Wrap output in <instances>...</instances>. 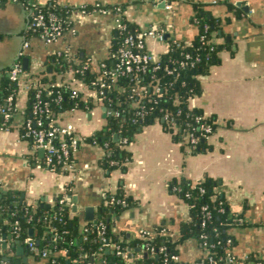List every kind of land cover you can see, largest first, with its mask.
I'll use <instances>...</instances> for the list:
<instances>
[{
	"label": "crops",
	"instance_id": "crops-1",
	"mask_svg": "<svg viewBox=\"0 0 264 264\" xmlns=\"http://www.w3.org/2000/svg\"><path fill=\"white\" fill-rule=\"evenodd\" d=\"M57 1L77 7L70 12V26L57 40L45 42L37 35L29 38L21 62L25 71L17 82L16 108L9 123L0 126V197L15 195L29 204L51 206L59 192L71 184L83 225L92 219L91 214L96 216L106 191L122 188L133 203L121 211L113 226L120 238L135 236L141 228L154 232L157 225L165 224L168 234L177 239L191 220V207L170 182L212 178L216 180L213 195L221 193L231 210L244 218L242 224L228 228L235 264H257L259 260L264 264V0H100L124 4L125 16L141 29L154 28L166 37L185 41L198 32L192 19L194 2L205 4L220 18L224 36L218 41L227 38L231 45L218 52L219 61L202 76V92L190 101L214 115L217 128L208 138L209 148L192 152L160 120L150 121L128 146L131 157L126 168L109 170L102 162L103 146L86 140L107 122L105 105L94 99L92 109L75 108L59 114L62 121H73L77 134L85 139L74 153L75 166L69 172L49 168L43 148L23 136L29 116L25 81L30 70H42L50 55L59 51L76 61L83 56L95 61L107 57L115 23L112 11L81 12V4L96 0ZM28 20L25 4L0 0V87L5 69L19 56ZM146 43L156 57L169 48V39L149 36ZM57 79L86 94L83 81L71 73L58 74ZM10 232V228L3 230ZM11 237L0 235L1 245L4 240L10 243ZM177 247L185 262H194L206 252L195 236L183 239ZM27 249L28 260L21 264H50L48 257H35L28 244ZM13 256L22 257L15 249Z\"/></svg>",
	"mask_w": 264,
	"mask_h": 264
},
{
	"label": "trees",
	"instance_id": "trees-1",
	"mask_svg": "<svg viewBox=\"0 0 264 264\" xmlns=\"http://www.w3.org/2000/svg\"><path fill=\"white\" fill-rule=\"evenodd\" d=\"M20 1L29 10L56 12L62 18L66 29L71 24L70 12L74 7H77L72 4H61L57 0H48L46 3L39 0ZM82 5L86 6L88 10L94 8L93 3H83L80 6ZM103 6L107 8L120 6L123 11L122 20L126 25L124 30L115 28L114 42L105 57L111 63L110 52L122 45L127 33L141 28L125 16L126 7L124 4L104 3ZM194 7L195 13L192 19L196 20L198 32L193 39L185 41L165 36L166 39H169V48L160 55L161 67L151 72L119 76L112 90L108 92L113 97L114 108L119 109L120 114L117 116L115 114L108 115L106 124L96 129L92 135L87 136L86 140L103 146L102 162L109 170L117 167L126 168L131 157L128 146L145 124L160 120L167 129L172 131L176 128L177 131L173 132L176 139L185 145L184 136L188 121L194 123L195 115L203 112L201 108L191 106L190 101L195 95L202 92V76L208 73L211 65L219 61L218 52L230 46L231 41L227 38L218 41V37L224 36L221 20L212 14L205 4L194 2ZM39 33V30L33 27L28 26L24 29V36L27 39L32 35L39 36ZM201 35L205 36L204 39L201 38ZM212 45L215 46L213 50L211 49ZM187 52L199 55L195 66L180 67L179 72L168 73L165 71L166 63L173 65V59L185 58ZM23 56L24 54L19 56L18 60L22 62ZM87 60L88 58L83 56L79 61H76L72 55L56 52L46 60L42 70H30L26 80H33L37 84L31 85L28 89L27 112L29 114L31 112L38 88L43 89V96L50 100L58 114L72 108L92 109L95 105L94 99L97 98L87 95L81 90L75 91L68 82H59L57 79L58 74L64 75L69 72L78 80L92 83L101 71L90 68L83 72L76 71ZM10 67L5 69L2 79L0 104L7 105V99L11 95L15 111L19 85L18 81L10 79ZM156 83L162 87L161 95L153 92ZM142 107L147 111L144 115L139 113ZM166 112L171 115L175 124L169 123L170 121L164 118ZM214 118V115H210L208 121ZM9 121L0 117V126L7 125ZM216 126L217 124H215V130ZM196 130L198 131V129ZM209 147L208 138L202 136L198 144L190 149L192 152H199ZM48 167L64 171L61 166ZM215 183L216 180L212 178L198 181L174 179L170 182L171 188L174 185L181 187L177 193L185 198L191 207V220L183 226L182 234L177 239L168 234L165 224L157 225L155 233L147 238L139 233L135 236L120 238L113 230V226L121 211L133 203L131 195H126L122 188L113 192L106 191L96 216L82 225L78 212L73 210L71 184L66 185L59 192L51 206L41 203L29 204L15 195L0 197V231L3 232L10 228L14 238L25 240L27 244L33 242L34 248H31L30 252L37 258L42 257L43 252L48 253L50 264H164L163 253L158 251L160 246L165 245L169 253H178L177 245L188 236L199 238L203 245L200 235L206 231L210 235L208 241L214 243V246L209 249V254L217 258L221 256L220 261L227 263L228 251L231 249V245L227 244V239L232 237L228 233V228L242 224L244 218L242 214L231 210L221 193L213 195ZM202 187L205 189L204 191ZM186 193H189V196ZM123 199L126 200L125 204L122 203ZM206 203L209 204L212 217L203 226L202 205ZM101 223L106 224L107 244L98 234ZM31 229H33L32 234ZM216 229L218 233H216ZM37 239H39L38 244L36 243ZM153 246L157 248L155 253L152 252ZM2 255L0 244V257ZM128 256L132 258L130 262H128ZM98 259L102 262L98 263ZM235 261L234 256L233 264ZM1 264L9 263L2 262Z\"/></svg>",
	"mask_w": 264,
	"mask_h": 264
},
{
	"label": "built area",
	"instance_id": "built-area-1",
	"mask_svg": "<svg viewBox=\"0 0 264 264\" xmlns=\"http://www.w3.org/2000/svg\"><path fill=\"white\" fill-rule=\"evenodd\" d=\"M16 1L21 2L20 0ZM39 1L46 3L48 0ZM93 4L94 8L92 10H88L86 6L82 5L80 7L81 12L89 13L93 11H99L106 13L112 11L114 13L115 28L121 30L126 28V25L122 20L123 11L120 6L107 8L103 6L104 3H102L100 0H96ZM194 22L196 24L195 19ZM28 26L39 30V37L45 42L57 40L66 31L62 18L54 11L30 9L29 20L26 27ZM149 36L157 37L162 41L166 40L164 33L161 30L154 28H144L137 31H131L124 37L122 45L119 46L115 51L110 52L109 57L112 58L111 63L106 58H103L100 61H95L91 58H88V60L76 70L83 72L85 69L90 68L92 70L101 71L98 77L92 81V83L81 82V84L85 85V91L87 95H93L106 106L107 109L105 112L107 117L108 115L115 114L117 116L120 114V110L115 109L113 106V97L108 93L114 87L115 81L117 78H119V76L151 72L161 67V64L159 63L161 57H156L147 50L146 39ZM204 37V35H201L202 39H204ZM29 43V39L25 38L24 36L23 46L20 50L19 56L25 53V49L30 45ZM214 48L215 46L212 45L211 49L213 50ZM58 53L61 54L62 51H59ZM66 55L69 54L66 53ZM18 58H16L11 64L9 70L10 79L13 81H19L21 79V75L24 72L22 63L18 60ZM197 60H199V55H193L192 53L187 52L185 54V58L180 60L173 59V65L166 63L164 65V69L168 73L179 72L180 67L186 65L195 66ZM152 76L154 77V74ZM34 84L37 83L33 82V80L25 81L27 89H29L31 85ZM73 88L75 91L80 90L75 86H73ZM153 92L157 95L162 94V87L159 83L154 84ZM12 102L13 96L10 95L7 99V105L2 106L0 104V117H2V119L5 121L11 120L13 117L14 109ZM73 109L75 108H72L71 110ZM146 112L147 111L144 107L139 110L141 115H144ZM59 114L54 110L50 100L43 96V89L38 88L32 103L31 112L24 121L23 136L29 138L37 147L43 148L44 162L46 165L53 168L61 166L64 171L69 172L72 171L75 166L74 153L78 150L85 139L77 134V130L73 121H62ZM209 116L210 115L203 111L202 113L195 115L194 123L188 121L186 125L187 131L186 135L184 136V141L189 148L195 147L202 136L210 138L214 134L217 120L214 118L211 121H208ZM164 118L169 120V123L175 124L173 118L168 112L165 113ZM196 129H198V131ZM176 131V128L172 130L174 133ZM172 189L178 192L181 190V187L174 185ZM202 190L204 191L205 189L202 187ZM186 195L189 196V193H186ZM122 203L125 204L126 200L123 199ZM202 211V225L205 226L207 221L212 217V212L208 203L202 205ZM155 231L152 232L148 229L141 228L139 230V234L147 238L148 236L154 234ZM105 233L106 224L101 223V226L98 229V234L100 235L103 242L107 244ZM216 233H218L217 229ZM200 237L203 239V246L206 252L194 262H185L181 259L179 252L169 253L166 250L165 245L160 246L158 251L163 253L164 264H233L234 255L231 249L228 251V262L222 263L220 261L222 258L221 256L220 258H217L209 254V249L214 246V243H210L208 241L210 237L209 233L203 231ZM232 242L233 238L229 237L227 239V244L230 246L232 245ZM28 246L29 249L34 248L33 242H30ZM156 251L157 248L153 246L152 252L155 253ZM43 257H48V253L43 252ZM127 258L128 262L132 260V258L129 256ZM262 263V260L257 261V264Z\"/></svg>",
	"mask_w": 264,
	"mask_h": 264
},
{
	"label": "water",
	"instance_id": "water-1",
	"mask_svg": "<svg viewBox=\"0 0 264 264\" xmlns=\"http://www.w3.org/2000/svg\"><path fill=\"white\" fill-rule=\"evenodd\" d=\"M166 3L165 1L163 2ZM117 33V32H116ZM26 62V60H25ZM106 106H104V110H106ZM115 137H117V135H115ZM73 201H74V205H73V210L77 209V198L74 195L73 196ZM88 210H92V207L88 208ZM93 214L90 215L89 218L93 219ZM11 230V229H10ZM33 233V229H31V234ZM0 235L5 239L6 236L12 238V232L6 234L0 231ZM12 241L9 243L8 240H4L2 242L1 248H2V252L3 255L2 257H0V264L2 262H8L9 264H21L22 262H27L28 260V254H29V250L27 249V244L25 240H20L17 238L11 239ZM36 243H39V239L36 240ZM15 249V253L16 254H20L22 255L21 258H14L13 256V250ZM25 253V254H24ZM93 259V258H92ZM69 263V262H68Z\"/></svg>",
	"mask_w": 264,
	"mask_h": 264
}]
</instances>
